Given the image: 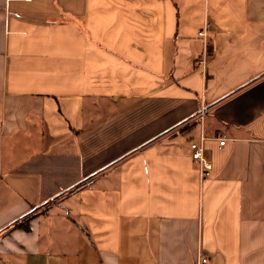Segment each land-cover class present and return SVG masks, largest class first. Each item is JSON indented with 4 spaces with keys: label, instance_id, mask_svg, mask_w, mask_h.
Listing matches in <instances>:
<instances>
[{
    "label": "crops",
    "instance_id": "1",
    "mask_svg": "<svg viewBox=\"0 0 264 264\" xmlns=\"http://www.w3.org/2000/svg\"><path fill=\"white\" fill-rule=\"evenodd\" d=\"M201 256L264 264V0H0V264Z\"/></svg>",
    "mask_w": 264,
    "mask_h": 264
},
{
    "label": "built area",
    "instance_id": "2",
    "mask_svg": "<svg viewBox=\"0 0 264 264\" xmlns=\"http://www.w3.org/2000/svg\"><path fill=\"white\" fill-rule=\"evenodd\" d=\"M213 29V24L210 21H206L203 27L199 30L198 34L200 37L204 39V50L202 54V59L200 60L201 65H205L206 60L209 56V37H210V32ZM205 140V136H201V141L200 142H192L191 143V149H192V158L199 164L200 172L202 177H206L209 175L211 170L213 169V164L211 160L207 157L205 154V149L203 146V141ZM226 142V137L222 136V139L220 141L221 145H224ZM208 258L205 256H201L198 259L197 264H208Z\"/></svg>",
    "mask_w": 264,
    "mask_h": 264
}]
</instances>
